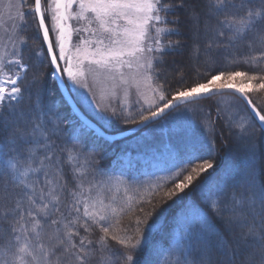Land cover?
I'll list each match as a JSON object with an SVG mask.
<instances>
[{"label":"snow or ice","instance_id":"1","mask_svg":"<svg viewBox=\"0 0 264 264\" xmlns=\"http://www.w3.org/2000/svg\"><path fill=\"white\" fill-rule=\"evenodd\" d=\"M182 23L188 26L185 44L171 39L182 35ZM36 42L42 46L33 49ZM182 48L196 70L220 67L194 86L166 89L164 58ZM33 56L51 65L57 90L69 91L61 103L91 109L95 122L77 118L65 129L57 102L44 103L40 92L24 109L32 97L26 81ZM257 59L264 60V0H0V264H92L97 255L103 264H115L109 239L138 251L150 243L155 222L143 245L133 243L135 236L115 235L120 217L133 209L119 203L113 177L97 166L95 143H107L106 132L116 123L170 128L154 147L160 157L155 179L115 178L125 193L143 190L141 198L160 192L178 197L169 207L190 214L186 222L174 217L181 234L176 247L165 256L155 250L163 249L158 243L149 264H264V181L257 177L252 139L257 127L264 129V109L248 95L253 82L264 89V68L233 67L251 68ZM125 66L135 68L132 80L144 101L130 107L106 102L105 95L98 100L89 77L128 84ZM229 94L246 103L248 115L226 106ZM215 96L221 99L213 118L198 106ZM196 111H204L201 123L179 127ZM218 121L237 128L238 141L249 137L242 145L246 166L230 182L217 177L213 162ZM203 173L193 191L204 198L207 213L195 210L191 193L180 195ZM150 214L136 219L135 233ZM120 255L127 264H140L131 253Z\"/></svg>","mask_w":264,"mask_h":264},{"label":"trees","instance_id":"2","mask_svg":"<svg viewBox=\"0 0 264 264\" xmlns=\"http://www.w3.org/2000/svg\"><path fill=\"white\" fill-rule=\"evenodd\" d=\"M34 25V21L31 22ZM180 31L182 33L181 36H173L171 39L173 41H178L180 44H185L188 41V26L186 23H182L180 26ZM35 28L34 26L30 28L28 32V36L34 35ZM42 45L40 42H36L32 44V48H40ZM257 47H259L257 45ZM248 49L245 46H241V52H246ZM257 57H259V52L255 53ZM165 64L161 69V75L163 80L166 81V89L174 90L178 87L187 88L190 86H194L197 82H202L204 79L209 78L208 72L209 70L212 73H215L216 69L220 67V65L209 66L202 65L196 70L192 67L189 62L188 50L186 48H182L176 54H170L164 58ZM33 68L28 74V80L26 81V85L31 86L32 97L31 99H26L24 104V109L28 110L32 105L36 103V93H42V99L44 103H47L49 100L57 102V111L58 115L61 117L63 121V127L65 129L72 128L76 117L72 116L71 109L63 105L61 103L60 90H57L56 82L50 78L49 73L51 72V65L47 64V61L43 64H40L35 56L32 57ZM187 65V67H185ZM233 67L239 68L241 70H249L255 71L260 68H264V60L257 59L252 67L249 65L241 63L233 65ZM181 81L183 84L181 85ZM49 91L51 95L49 96ZM263 93V92H262ZM217 96L213 97L211 100L203 101L201 104L207 107V111L211 110L212 115L214 116V105L216 104ZM251 99L258 107L264 109L262 104L264 101L260 98V96H251ZM91 117V116H89ZM215 118V116L213 117ZM91 119H93L91 117ZM197 119V118H196ZM198 120V119H197ZM199 121V122H198ZM196 123L189 122L185 123L186 128L193 126L195 124H199L202 122V119L198 120ZM71 122V123H70ZM182 126L181 128H185ZM174 127V126H173ZM163 131V132H162ZM238 131L237 128L233 127L231 130L224 124L223 121H218L215 129L214 140H215V159L214 164L217 168V177L226 181L229 180L228 173L233 168L240 166L239 165V155H244L246 160L248 159V153L244 150L242 145L244 142L248 141L249 138L246 136L244 141H238L234 134ZM163 135H160L159 129L152 130L151 135L148 138V146L147 149L152 152V148L155 147L159 142L157 140L166 139L169 136L170 128L165 127L161 130ZM76 134H80L79 128L76 129ZM199 134V133H197ZM255 144V164H256V173L257 177L260 181H264V131L259 127L256 128L254 137H252ZM92 141L89 140V144ZM140 141L135 142V145H138ZM241 144V146H239ZM258 145L260 148H258ZM96 149L98 150L97 160L98 167L103 169L105 173L109 176L113 177L112 189L113 193L117 195V200L121 205L128 206L130 205L133 211L127 212L120 217L119 230L115 232L117 236H135L133 243L136 240H139L141 245H143V238L148 236V226L153 225L155 222V228L153 234L151 236L150 243L147 246L143 247L142 251H138L137 249H130L125 247L124 245L118 243L116 240H108V245L111 251L115 252L118 258L115 260V264H127L124 257L120 255L121 253H131L133 255V261H140V264H149V261L153 259V251L154 246L158 243L163 245V249H155L163 252V255L167 256L168 251L170 249H174L177 244V240L179 235L175 231L176 220L174 217H178L185 222L189 218V213L186 210H183L181 206L177 205L175 207H169L173 205L174 200L178 197L173 198H165L163 192L152 195L149 197L147 194H143V198L141 193L135 191H123V185L115 183V178L119 175L120 166L122 164V160H115L114 157L117 156L119 149H105L101 145H96ZM118 148V146H116ZM239 147V148H238ZM121 148V147H119ZM238 148V149H237ZM151 152L145 154L144 158H149ZM139 151L133 150V157L137 155ZM143 159V158H142ZM230 169V170H228ZM228 170L227 172H225ZM211 171V170H210ZM129 175L138 181H150L155 179V177L151 175H146L141 169L136 171L135 173H127L123 174V179L127 180ZM207 173H203L201 177L193 183V185L185 190V193H181L180 195H186L191 193V200L195 206V210L200 211L202 213H207L208 209L204 203V198L193 189L196 187V184L203 179V176H206ZM226 176V177H225ZM130 198V199H129ZM151 199V203H147L148 199ZM140 208H143L144 211H139ZM151 213L147 216V219L143 224L140 225V232L135 233V221L137 218L142 220L145 219L146 213ZM3 249H0L2 252ZM92 264H103L102 258L100 255H97Z\"/></svg>","mask_w":264,"mask_h":264},{"label":"rangeland","instance_id":"3","mask_svg":"<svg viewBox=\"0 0 264 264\" xmlns=\"http://www.w3.org/2000/svg\"><path fill=\"white\" fill-rule=\"evenodd\" d=\"M27 2L29 5H31L33 3V0H27ZM31 22L33 21H30V23ZM71 23L75 24L76 22L71 21ZM78 38L79 37L76 34H74L72 38V42L76 43ZM121 71L124 73L125 78L128 79L129 81L128 84L121 83L119 79H117L116 81H111L103 77H100L96 80H93L91 76L89 77V86L92 87L93 91L96 93L97 99L99 100L102 95H105L106 102L113 103V104L127 103L130 107L133 106L135 102L138 100L143 102L144 97L138 93L137 88L135 86V82L132 80V77L135 75V71H136L135 68L129 69L127 66H125L123 69H121ZM237 83H239V81H237ZM258 83H259L258 81L253 82V85H254L253 89L248 93V95L250 98L251 96H260V98L264 101V89H259L258 87H256L255 85ZM113 91L115 92L114 98L111 97V92ZM126 91H127V95H125ZM225 98L228 101V105L226 106L231 107L234 110V114L238 111L239 115H248L249 110L246 107L245 103L239 97H237L234 94H229ZM149 99H151L150 94H149ZM220 99L221 98L217 96L215 100L216 103ZM263 106L264 104H262V107ZM198 107L203 109L204 111H207V107L205 105L200 104ZM80 108L84 111L86 115L91 116L93 118L91 109L83 108V107H80ZM177 111L182 112L183 108L178 109ZM204 111L193 112L191 115V120L181 121L179 123V127L185 126V123L188 124L189 122L196 123L198 120L202 119L204 115ZM214 112H215V108H214ZM71 114L72 116H75L72 111H71ZM214 116H215V113H214ZM133 126L134 125H131V124L120 125L119 123H116L111 128H109L107 132L115 134L121 131H125ZM155 129H159L160 135H163L162 134L163 131L161 132L163 128H157L153 126V128L151 129L145 128L132 136L118 140L114 143H110V142L105 143L104 141H97L95 143L96 145H101L105 149H112V150L119 149V152L117 156L114 157V159L122 160L123 162L120 166V170L118 171L119 175L117 176V178L121 177V174H127L129 172L135 173L139 169H141L146 175H151L152 173L157 171L160 157L157 153H155L154 147L151 149L152 152L147 149V146H148L147 140L149 136L151 135L152 130H155ZM245 138L246 137L243 138V141L245 140ZM137 141H140V143L138 145H135L134 143ZM157 142H159V140H157ZM116 146H118V148ZM239 146H241V144ZM258 148H260L259 145H258ZM136 149L137 151H139V153H137V155L133 157L134 155L133 150H136ZM148 152H151L150 157L148 159L144 158L145 154ZM244 159H245V162H243ZM239 160H241L238 162L239 165L241 164V162H243L240 166L233 168L232 171L230 169H228L230 170L229 172H227L228 170L225 171L228 173V177H230L229 180L228 179L226 180L227 182H230L235 177L237 172H242L244 170L246 163H247L246 157H244L243 154L239 155Z\"/></svg>","mask_w":264,"mask_h":264},{"label":"water","instance_id":"4","mask_svg":"<svg viewBox=\"0 0 264 264\" xmlns=\"http://www.w3.org/2000/svg\"><path fill=\"white\" fill-rule=\"evenodd\" d=\"M60 93L63 95V96H68L70 95L69 91L68 90H63V91H60ZM237 97H239L238 95H236ZM240 98V97H239ZM241 99V98H240ZM245 103V102H244ZM246 105V103H245ZM247 107V105H246ZM71 111L73 112V114L79 118V119H89L90 121L92 122H95L93 119H91L88 115H86L84 113V111L80 108V107H76V106H73V108H70ZM130 129V130H129ZM125 131H121V132H118V133H115V134H112V133H108L106 132V136L107 137H110V139L108 140V142L110 143H114L118 140H121V139H124L126 137H129V136H132L136 133H138L139 131H141L140 128H138L136 125H134L133 127L129 128ZM264 131V129H262Z\"/></svg>","mask_w":264,"mask_h":264}]
</instances>
